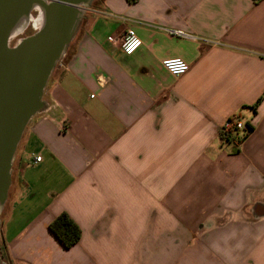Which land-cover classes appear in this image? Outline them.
I'll return each mask as SVG.
<instances>
[{
	"label": "crops",
	"instance_id": "crops-1",
	"mask_svg": "<svg viewBox=\"0 0 264 264\" xmlns=\"http://www.w3.org/2000/svg\"><path fill=\"white\" fill-rule=\"evenodd\" d=\"M61 4L88 8L13 157L6 264H264V0Z\"/></svg>",
	"mask_w": 264,
	"mask_h": 264
},
{
	"label": "water",
	"instance_id": "water-1",
	"mask_svg": "<svg viewBox=\"0 0 264 264\" xmlns=\"http://www.w3.org/2000/svg\"><path fill=\"white\" fill-rule=\"evenodd\" d=\"M61 2L71 0H0V210L21 135L30 119L43 110L49 76L88 8ZM31 23L35 31L10 46L9 40Z\"/></svg>",
	"mask_w": 264,
	"mask_h": 264
},
{
	"label": "built area",
	"instance_id": "built-area-1",
	"mask_svg": "<svg viewBox=\"0 0 264 264\" xmlns=\"http://www.w3.org/2000/svg\"><path fill=\"white\" fill-rule=\"evenodd\" d=\"M259 0H251L253 3H257ZM171 33L177 35H183L179 31H171ZM118 47L120 48L121 52L125 55L133 54L137 49L141 46V40L135 35L132 29L127 28L118 38L116 41ZM161 65L163 68L173 76H180L187 72L189 69V65L182 60L181 58H166L161 61ZM92 97V96H91ZM233 125L237 129L243 128L241 122H229L227 121L224 124V128H228L229 126ZM62 129H65V125L62 126ZM40 156H34L32 158L33 162H39Z\"/></svg>",
	"mask_w": 264,
	"mask_h": 264
},
{
	"label": "trees",
	"instance_id": "trees-1",
	"mask_svg": "<svg viewBox=\"0 0 264 264\" xmlns=\"http://www.w3.org/2000/svg\"><path fill=\"white\" fill-rule=\"evenodd\" d=\"M246 128L247 132H250L252 130L251 126H247ZM226 130L227 129L223 128L222 133H226ZM48 229L59 241L61 246L66 249L76 244L81 235L80 228L66 212H61L56 217H54L49 223ZM0 257H3L1 247Z\"/></svg>",
	"mask_w": 264,
	"mask_h": 264
},
{
	"label": "flooded vegetation",
	"instance_id": "flooded-vegetation-1",
	"mask_svg": "<svg viewBox=\"0 0 264 264\" xmlns=\"http://www.w3.org/2000/svg\"><path fill=\"white\" fill-rule=\"evenodd\" d=\"M31 28H34V30H35V27H34V25H32V23L31 24H29L20 34H18V35H16V36H14L13 38H11L10 40H9V45L10 46H12V45H14L15 43H16V41L19 39V38H21V37H23V36H26V35H29V32H30V30H31ZM31 34V33H30Z\"/></svg>",
	"mask_w": 264,
	"mask_h": 264
},
{
	"label": "rangeland",
	"instance_id": "rangeland-1",
	"mask_svg": "<svg viewBox=\"0 0 264 264\" xmlns=\"http://www.w3.org/2000/svg\"><path fill=\"white\" fill-rule=\"evenodd\" d=\"M32 16H33V18H34V16H35V12H32ZM80 23H81V22H80ZM34 31H35L34 28H31L29 34L32 33V32H34ZM0 264H6L5 259H3V257H2V258L0 257Z\"/></svg>",
	"mask_w": 264,
	"mask_h": 264
}]
</instances>
